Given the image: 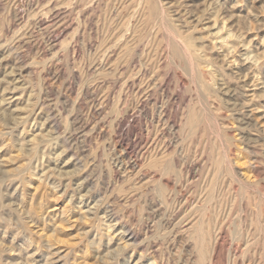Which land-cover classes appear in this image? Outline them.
Returning a JSON list of instances; mask_svg holds the SVG:
<instances>
[{
	"label": "rangeland",
	"instance_id": "1",
	"mask_svg": "<svg viewBox=\"0 0 264 264\" xmlns=\"http://www.w3.org/2000/svg\"><path fill=\"white\" fill-rule=\"evenodd\" d=\"M161 1L214 117L174 61L144 68V0H0V264H264V0ZM129 25L146 37L122 75Z\"/></svg>",
	"mask_w": 264,
	"mask_h": 264
},
{
	"label": "bare ground",
	"instance_id": "2",
	"mask_svg": "<svg viewBox=\"0 0 264 264\" xmlns=\"http://www.w3.org/2000/svg\"><path fill=\"white\" fill-rule=\"evenodd\" d=\"M120 2V1H119ZM136 2V1H135ZM141 2H142V0H141ZM144 3H146V5H145V9L144 10H147V11H145L146 13H145V20H144V18H143V20L145 21V22H147V24H152L154 27H151V28H154L153 30L155 31V33H154V38H155V42H154V44H152L151 45V48L149 49V51L147 52L146 50H144V53L146 52V56L144 57V55L142 56V57H144L145 58V63L144 62H142L143 64H144V68L147 70V71H149L150 72V74H152V77H154V78H156V77H158V73H160L158 70H159V68H160V63H162V59H166V61L168 60H171L172 62L174 61L175 63H176V65H178V67L179 68H181L182 70V72H183V75L182 76H179V77H181L180 78V80H182L184 83H186V82H189L190 84H191V86H193L194 87V89H195V94H197V98H198V101L200 102V104L202 105V108H201V110L200 111H202V109H204L205 111H206V114L208 113V112H211L212 111V109H210V105H215L216 106V108L218 107V105L219 104H217L218 102L216 101V98H215V100L214 99H212L211 97L213 96H211V94H210V92H209V85L211 84V83H209V82H211L210 81V79L212 80V77H214V75L213 76H211V77H207V72H204V69L202 70L201 69V64L202 63H204V61L201 59L202 58V56L200 57V55H199V53H198V51H200V49H198V46L196 45V42H195V39L193 38V34L191 35V34H186V33H184V32H182V30H180L179 28H177L176 26H175V24H174V22H173V20H171L170 19V17H171V14L169 13V12H167V10L165 9V7L163 6V4H162V1L161 0H144ZM135 5H137V4H135ZM138 6V5H137ZM137 6H134V7H137ZM133 8V7H132ZM173 8H174V6H173ZM137 9V8H136ZM136 9L134 10V11H136ZM172 9V8H171ZM180 8H176V9H172V11L174 12V14H176V15H180L181 14V11L179 10ZM128 10V9H127ZM142 11V10H141ZM170 11V10H169ZM126 12V11H125ZM171 12V11H170ZM137 11L135 12V16H137ZM131 14H132V12H131ZM131 14H130V17H131ZM182 16H183V14H181ZM180 15V16H181ZM118 16V15H117ZM120 16V15H119ZM127 16V15H126ZM132 16H133V14H132ZM134 16V17H135ZM141 16V15H140ZM134 17H131V19L129 18V20H133V18ZM144 17V16H143ZM121 18V21H122V17H120ZM179 19V18H178ZM128 20V21H129ZM135 20H137V19H135ZM140 20V19H139ZM139 20H137L138 22H139ZM182 20V19H181ZM120 21V22H121ZM140 21H142V20H140ZM144 21H143V24H144ZM175 21H177V20H175ZM129 23H131V22H129ZM133 23V22H132ZM140 23V22H139ZM142 23V22H141ZM128 24V22L127 23H124L123 24V26H122V28H123V31L125 32V28L128 26L127 25ZM142 24V25H143ZM146 24V23H145ZM118 25V24H117ZM132 25V24H131ZM131 25H129V27H128V30H127V32H129V36H131L132 38H131V40H129V41H126V40H128L127 38L129 37H127V36H125L126 34H127V32H126V34H124L122 37H120L118 40H120V42H119V48H120V53H119V59L118 60H120L119 62H120V64H119V69H120V71H122V70H124V71H122V75L124 74V72H125V68H130L131 66H133L132 64H134L133 63V61H135L134 60V54H135V51H137V48L141 45V43H144V42H142L143 41V38L144 37H146V36H144V35H140L139 34V31H138V29L135 27V28H133V29H131L130 27H131ZM136 25V24H135ZM151 25V26H152ZM134 26V25H133ZM137 26V25H136ZM140 26V25H139ZM144 26V25H143ZM150 26V25H149ZM157 28V29H156ZM129 29H131L130 31H129ZM144 29V28H143ZM151 31V30H150ZM149 31V32H150ZM184 31V30H183ZM187 31V30H186ZM141 32V31H140ZM144 34L146 33V32H143ZM147 33H148V31H147ZM153 33V32H152ZM192 33V32H191ZM123 34V33H122ZM119 35H121V34H119ZM145 35H147V34H145ZM150 35V34H149ZM152 35V34H151ZM124 36H125V38H124ZM142 36H144V37H142ZM148 37V36H147ZM150 37V36H149ZM163 38L164 40H166V42H167V49L165 48V46L166 45H164V46H162V43H161V39L159 40V41H157L159 38ZM223 39H225L224 37H223ZM144 40H147L146 38L144 39ZM117 42V43H118ZM163 42V41H162ZM251 42V41H250ZM249 42V43H250ZM150 43V42H149ZM163 44H165L164 42H163ZM233 46H235V45H233ZM200 48V47H199ZM138 49H140V47L138 48ZM166 50V51H165ZM236 51V50H235ZM205 52V51H204ZM229 52H231V51H229ZM234 52V51H233ZM142 53H143V51H142ZM143 53V54H144ZM229 54V53H228ZM202 55H203V53H202ZM205 55V54H204ZM136 56V55H135ZM140 56V55H139ZM207 57V56H206ZM214 57V56H213ZM247 57H249V55L247 56ZM254 57V56H253ZM143 58V59H144ZM142 59V58H141ZM142 59V61H144ZM257 59V58H256ZM205 60V59H204ZM213 60V59H212ZM212 60L211 61H209V64L210 63H212ZM257 60H259V59H257ZM256 60V61H257ZM140 61V60H139ZM161 61V62H160ZM217 61V60H216ZM160 62V63H159ZM206 62V61H205ZM164 63V62H163ZM168 63V62H167ZM256 63H258V62H256ZM138 64V63H137ZM142 64V65H143ZM173 64V63H172ZM171 64V65H172ZM142 65H141V67H142ZM166 65V64H165ZM206 65V64H205ZM203 66V65H202ZM260 66V65H259ZM118 67V66H117ZM175 67V66H174ZM158 68V70H156ZM167 69V68H166ZM127 70H129V69H127ZM126 70V71H127ZM131 70V69H130ZM139 70H141V69H139ZM161 70H162V68H161ZM179 70V69H178ZM177 70V71H178ZM142 71V70H141ZM216 71V70H215ZM129 72V71H128ZM131 72V71H130ZM140 72V71H139ZM145 72V71H144ZM165 72V71H164ZM132 73V72H131ZM141 73V72H140ZM168 73V72H167ZM128 74V73H127ZM145 74V73H144ZM220 74V73H219ZM130 75V74H129ZM150 76V75H149ZM185 76V77H184ZM106 77V76H105ZM136 77V76H135ZM151 77V76H150ZM107 78V77H106ZM146 78H149L148 76L146 77ZM162 80H163V78H161ZM159 80V79H148V81H147V84H146V86H145V88L144 89H146V90H148V92L146 91L145 93V99L146 100H149V98H151V93H150V90L151 89H158L159 88V90H160V88H163V81L162 80ZM214 79V78H213ZM221 79V78H220ZM146 80V79H145ZM122 81V80H121ZM153 81H156V82H153ZM216 81V80H215ZM126 83H128V81H125L122 85H121V93H120V97H119V101L120 102H123V93L122 92H124L125 91V89H124V87L126 86ZM133 83V82H132ZM139 83V82H138ZM141 83V82H140ZM146 83V82H145ZM165 83V82H164ZM188 83H186V85H187ZM141 85H142V83H141ZM133 86V85H132ZM211 86V85H210ZM131 87V86H130ZM134 87V86H133ZM158 87V88H157ZM151 88V89H150ZM170 88V87H169ZM131 89H133V88H131ZM124 90V91H123ZM136 90V89H135ZM138 90H140V89H138ZM193 90V89H192ZM230 90V89H229ZM129 91V90H128ZM152 92H154V91H152ZM194 92V91H193ZM228 92V91H227ZM161 93V92H160ZM168 93V92H167ZM226 94V93H225ZM133 96V95H132ZM163 96V95H162ZM215 96V95H214ZM196 97V96H195ZM232 97H234V96H232ZM220 98V97H219ZM169 99V98H168ZM218 99V98H217ZM222 99V98H221ZM140 100V99H139ZM171 100V99H170ZM118 101V102H119ZM229 101V100H228ZM144 102V101H143ZM191 102V101H190ZM231 102V101H230ZM189 103V102H188ZM150 104V103H149ZM165 105V104H164ZM164 105H162V107H161V112H160V117L161 118H163V120H165L166 118H167V113H166V107L164 106ZM187 105V104H186ZM194 105V104H193ZM142 106V105H141ZM195 106V105H194ZM123 107H124V104H123ZM209 107V108H208ZM213 107V106H212ZM221 107V106H220ZM224 108V107H223ZM153 109V108H152ZM221 109H222V107H221ZM156 110V109H155ZM203 110V111H204ZM216 110V109H215ZM218 110V109H217ZM220 110V109H219ZM202 111V112H203ZM205 111H204V113H205ZM154 112V111H153ZM189 112V111H188ZM199 112V111H198ZM214 113H218V112H214V109H213V112H212V114H213V116H211V117H214ZM209 114V113H208ZM206 115V116H209V115H212L211 113L209 114V115ZM217 115V114H216ZM219 115V114H218ZM191 116V115H190ZM220 117H223V116H221V114L219 115ZM225 116V115H224ZM210 117V116H209ZM218 117V116H217ZM188 118V117H187ZM212 119V118H211ZM218 119V118H217ZM188 120L190 121L191 120V118L189 117L188 118ZM195 120H196V118H195ZM209 120H210V118H209ZM197 121V120H196ZM196 121H194V124H195V122ZM162 122V121H161ZM164 122V121H163ZM183 122V121H182ZM152 123V122H151ZM191 123V122H190ZM212 124V123H211ZM218 124H221L220 123V121H219V123ZM226 124V123H225ZM209 125V124H208ZM187 126V125H186ZM195 126H196V124H195ZM218 126H220V125H218ZM225 126V125H224ZM193 127H194V125H193ZM198 127V126H197ZM209 127V126H208ZM163 128V127H162ZM183 128H185V127H183ZM207 128V127H206ZM225 128V127H224ZM223 128V129H224ZM160 129V128H159ZM164 129V128H163ZM219 129H220V127H219ZM218 129V130H219ZM149 130V129H148ZM191 130V129H190ZM192 130H193V128H192ZM194 130H195V128H194ZM216 130V129H215ZM216 131V133L217 132H219V135H217V136H221V142H222V145L224 144L225 145V140H224V135L222 134V130L220 131ZM154 131V130H153ZM162 131V130H161ZM204 131H208V129L207 130H204ZM213 131H214V129H213ZM191 132V131H190ZM193 132V131H192ZM195 132V131H194ZM197 132V131H196ZM195 132V133H196ZM226 132V131H225ZM206 133V132H205ZM166 134V133H165ZM189 134V133H188ZM198 134V133H197ZM200 135V134H199ZM206 135H208V133L206 134ZM149 136V135H148ZM170 136V135H169ZM188 137H189V135H187ZM205 136V135H204ZM203 136V137H204ZM225 136H227L226 134H225ZM164 137V136H163ZM202 137V138H203ZM169 138V137H168ZM202 138H201V140H202ZM209 138H210V136H209ZM195 139V138H194ZM193 140V139H192ZM191 140V141H192ZM211 140V139H210ZM218 140V139H217ZM153 141V143L155 144V146L154 147H156V143H157V141L155 140H152ZM159 141V140H158ZM162 141V140H161ZM198 141V140H197ZM203 141H205V140H203ZM207 141V140H206ZM219 141V140H218ZM215 142V141H214ZM220 142V141H219ZM164 143V142H163ZM184 143V142H183ZM202 143V142H201ZM159 144V143H158ZM165 144V143H164ZM216 144V143H215ZM220 144V143H219ZM150 145V144H149ZM189 145V144H188ZM199 145V144H198ZM165 146V145H164ZM202 146V145H201ZM151 147H152V145H151ZM200 147V146H199ZM225 147H226V145H225ZM189 148V147H188ZM204 148V147H203ZM211 148V147H210ZM222 148V147H221ZM157 149H159L158 147H157ZM202 149V148H201ZM211 149H213V148H211ZM204 150V149H203ZM158 151V150H157ZM188 152V151H187ZM221 153V152H220ZM223 153H224V151H223ZM222 153V154H223ZM229 153V152H228ZM202 155V154H201ZM229 155V154H228ZM223 156H224V154H223ZM217 157V156H216ZM224 159H226L225 157H223ZM197 159V158H196ZM219 159H220V157H219ZM222 159V158H221ZM223 159V160H224ZM208 162V161H207ZM191 163V162H190ZM228 167V166H227ZM215 168V167H214ZM220 168V167H219ZM231 169V168H230ZM214 171V170H213ZM223 173V172H222ZM232 173V172H231ZM214 175V174H213ZM221 175V174H220ZM256 177V176H255ZM224 179V178H223ZM233 179V181H231V182H235L234 181V178H232ZM231 178H230V180H232ZM191 180V179H190ZM210 180V179H209ZM230 180L228 181V182H230ZM193 182V181H192ZM215 182V181H214ZM224 182V181H223ZM230 182V183H231ZM227 183V182H226ZM244 185V184H243ZM211 186H212V184H211ZM214 186H216V185H214ZM232 186H234L233 185V183H232ZM231 186V187H232ZM208 187V186H207ZM213 187V186H212ZM238 187V186H237ZM219 189V188H218ZM234 189H235V187H234ZM238 190V189H237ZM246 190V189H245ZM211 192V191H210ZM215 193V190H213V193L212 194H214ZM212 194H210V195H212ZM220 194V193H219ZM234 195V194H233ZM208 196V195H207ZM239 196V195H238ZM224 197V196H223ZM239 197H241V196H239ZM188 198V197H187ZM186 198V199H187ZM264 200V199H263ZM233 201V200H232ZM218 205V204H217ZM248 205V204H247ZM255 209V208H254ZM253 210V209H252ZM256 211V210H255ZM258 211V210H257ZM228 212V214H230L231 213V211L229 212V211H227ZM225 214V213H224ZM232 216V215H231ZM199 217V216H198ZM225 219V218H224ZM202 220V219H201ZM224 223V222H223ZM207 229V228H206ZM235 231V230H234ZM220 235V234H219ZM214 238H215V236H214ZM217 239H218V237H217ZM219 239H220V236H219ZM219 239H218V241H219ZM206 240H208V239H206ZM251 241V240H250ZM250 244V243H249ZM215 245V244H214ZM217 245H218V243H217ZM216 245V246H217ZM216 246H215V248H216ZM214 252H215V249H214ZM211 256V255H210Z\"/></svg>",
	"mask_w": 264,
	"mask_h": 264
}]
</instances>
